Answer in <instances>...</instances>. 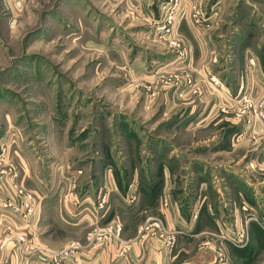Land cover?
I'll return each mask as SVG.
<instances>
[{
    "label": "crops",
    "instance_id": "0c3cea01",
    "mask_svg": "<svg viewBox=\"0 0 264 264\" xmlns=\"http://www.w3.org/2000/svg\"><path fill=\"white\" fill-rule=\"evenodd\" d=\"M246 7L249 13L234 9L230 19L210 17L204 26L191 19L177 22L190 63L178 65L164 51L158 68L168 76L186 72L182 78L190 83L182 98L163 87L161 119L174 115L178 127L181 122L188 127L161 131L171 139L167 145L150 147L135 141L149 135L129 131L126 136L134 140L122 150L97 148L93 156L107 158L102 155L95 163L96 155L79 168H71L69 148L60 147L58 176L69 177L61 187L54 184L52 163L38 165V158H26L27 152L19 155L0 145V199L16 196L17 186L32 190V178L44 191L28 227L6 214L0 218V264H52L53 252L74 240L84 243L92 229L114 220L122 224L121 237L132 243L123 258L116 257L114 243L105 242L85 248L69 264H264V160H245L246 151L254 153L259 144L264 153V131L248 132L245 120L251 110L242 112L243 102H238L242 93L255 104L264 102V0ZM70 172L76 176L75 189H70ZM85 195L90 200L79 201ZM251 214L263 220L247 222L244 246L222 238V232L241 230ZM177 227L183 230L174 233ZM8 234L24 235L35 248L22 253L14 241H5Z\"/></svg>",
    "mask_w": 264,
    "mask_h": 264
},
{
    "label": "rangeland",
    "instance_id": "374dc122",
    "mask_svg": "<svg viewBox=\"0 0 264 264\" xmlns=\"http://www.w3.org/2000/svg\"><path fill=\"white\" fill-rule=\"evenodd\" d=\"M175 2L0 0V145L19 155L27 152L26 158H38V165L52 163L59 186L60 147L69 148L71 168H79L99 157L93 156L97 148L122 150L134 140L126 136L129 131L149 135L135 141L150 147L167 145L171 139L161 131L188 127V122L178 127L174 115L161 119V91L175 86L173 95L182 98L190 83L182 78L186 72L168 76L158 68L164 51L178 65L190 63L177 22L191 19L204 26L210 17L230 19L234 9L249 13L246 4L256 0ZM169 12L170 36L157 29ZM261 159V144L245 153L246 161Z\"/></svg>",
    "mask_w": 264,
    "mask_h": 264
},
{
    "label": "built area",
    "instance_id": "2783aa9c",
    "mask_svg": "<svg viewBox=\"0 0 264 264\" xmlns=\"http://www.w3.org/2000/svg\"><path fill=\"white\" fill-rule=\"evenodd\" d=\"M176 4H177V0L175 2V5ZM170 22H171V13L169 12L164 17V19L161 20V22H159L161 25L160 27L157 28L158 32L162 31L163 32L162 34L170 36L173 32L172 25L170 24ZM160 37H162V35H160ZM171 43L172 45L175 44L174 41H171ZM211 84L213 86H218L219 81L212 80ZM170 91L171 93H175L176 91L175 86H173ZM238 102H243L242 109L244 111L242 112H245L248 109L251 110V116L247 117L245 120V123L250 128L248 132L250 133V131H252V134H258L256 132L258 127L264 131V102H258L255 104L250 100V98H248L247 94L244 93L238 96ZM11 134L14 135L13 133ZM1 150H3V154H4V149L1 148ZM74 172L77 173L78 175L81 174V170L79 169L74 170ZM74 172H70V177L72 176V180L70 182V189L76 188V178H75L76 176L74 177L72 175V173ZM67 178L69 177L67 176L60 181L63 182V184H65V180ZM29 182L32 184L31 186L33 191L17 186L15 192L16 196L0 199V218L2 217L3 214H6L14 218L23 226L28 227L30 224H32L38 212V210H36L37 206L35 204V200L37 197L40 198L44 196V191H43V187L39 184V182L35 178L29 179ZM87 200H90L89 195H85L83 199L79 201H87ZM73 202L77 203L78 200H75ZM250 219L258 223H260L263 220V218L260 219V217L251 214L248 217H246L244 221V225L241 230H238L236 232L235 231L227 232V234H225L226 231L222 232L221 233L222 238L225 239L229 238V240L235 242L236 244L244 246L248 242L247 222ZM153 224L157 228H160L163 232H167L166 228L163 227L161 221L154 220ZM262 228L264 230V226ZM181 230H183L182 227H177L173 230V232L178 233ZM121 231H122V224L118 220L111 221L104 228H101L100 230L94 228L85 236L84 243H82V241L80 240H74L69 242L65 247L61 248L60 250L53 252L52 264H69L71 261L75 262L77 255L81 253L85 248L89 247L91 249H96L98 245L103 244L105 242L114 243L117 246L116 257L123 258L125 254L130 250L132 243L131 240L123 239L121 237ZM7 236L8 239L5 241L7 242L14 241L16 244H18L22 253H29L31 252L32 248H35L34 242L31 241L30 239H27L22 234H16V235L8 234ZM218 255L220 256V258L223 257L221 251H218Z\"/></svg>",
    "mask_w": 264,
    "mask_h": 264
}]
</instances>
